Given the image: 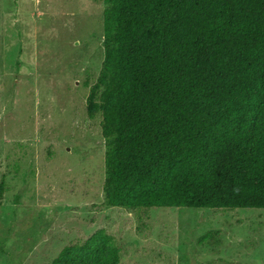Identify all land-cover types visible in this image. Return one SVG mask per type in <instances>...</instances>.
Listing matches in <instances>:
<instances>
[{"label": "trees", "instance_id": "obj_1", "mask_svg": "<svg viewBox=\"0 0 264 264\" xmlns=\"http://www.w3.org/2000/svg\"><path fill=\"white\" fill-rule=\"evenodd\" d=\"M104 4V205L264 210V0ZM48 264L120 249L99 230Z\"/></svg>", "mask_w": 264, "mask_h": 264}, {"label": "rangeland", "instance_id": "obj_2", "mask_svg": "<svg viewBox=\"0 0 264 264\" xmlns=\"http://www.w3.org/2000/svg\"><path fill=\"white\" fill-rule=\"evenodd\" d=\"M104 0H0V264L99 230L120 264H264V210L104 205Z\"/></svg>", "mask_w": 264, "mask_h": 264}]
</instances>
